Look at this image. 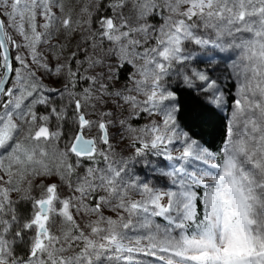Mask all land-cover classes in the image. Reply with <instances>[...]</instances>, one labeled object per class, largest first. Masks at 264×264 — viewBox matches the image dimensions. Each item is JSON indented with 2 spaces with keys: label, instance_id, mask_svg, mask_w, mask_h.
Listing matches in <instances>:
<instances>
[{
  "label": "snow or ice",
  "instance_id": "6c2138e0",
  "mask_svg": "<svg viewBox=\"0 0 264 264\" xmlns=\"http://www.w3.org/2000/svg\"><path fill=\"white\" fill-rule=\"evenodd\" d=\"M140 257L264 264V0H0V264Z\"/></svg>",
  "mask_w": 264,
  "mask_h": 264
},
{
  "label": "trees",
  "instance_id": "16d2710c",
  "mask_svg": "<svg viewBox=\"0 0 264 264\" xmlns=\"http://www.w3.org/2000/svg\"><path fill=\"white\" fill-rule=\"evenodd\" d=\"M229 62L231 63V60L227 61V63ZM198 112V109L192 111L191 113L186 115V119L189 122L194 123V130L199 133L200 142L206 147H210V150L217 151L222 144L224 134L223 128L224 124L226 123L225 118L228 116V110H223L220 113V116L198 115ZM160 157L165 159L163 156ZM196 211L198 215H202V205H200L199 203L197 204ZM140 259L145 261L146 264L148 258L140 257Z\"/></svg>",
  "mask_w": 264,
  "mask_h": 264
},
{
  "label": "rangeland",
  "instance_id": "374dc122",
  "mask_svg": "<svg viewBox=\"0 0 264 264\" xmlns=\"http://www.w3.org/2000/svg\"><path fill=\"white\" fill-rule=\"evenodd\" d=\"M230 63V62H229ZM89 119H96V116H89ZM148 123L147 119H143L138 122V124H145ZM113 132L115 129L112 130ZM119 139V137H117ZM123 147V144L120 145ZM148 159L152 162L150 166H143L141 164H137L134 166V170L137 176L141 180H146L152 185H155L158 190H167L171 189L172 185L170 180L163 175H160L159 172H153L152 169L156 168L162 171H170V165L172 164L169 161H166L160 156H149ZM15 198V197H14ZM157 222H162L160 218H157Z\"/></svg>",
  "mask_w": 264,
  "mask_h": 264
}]
</instances>
